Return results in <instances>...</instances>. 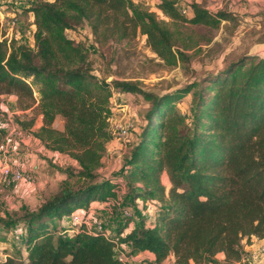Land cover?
Masks as SVG:
<instances>
[{
	"label": "trees",
	"instance_id": "trees-1",
	"mask_svg": "<svg viewBox=\"0 0 264 264\" xmlns=\"http://www.w3.org/2000/svg\"><path fill=\"white\" fill-rule=\"evenodd\" d=\"M182 1L160 0L161 19L132 0H34L27 10L34 15V46L5 39L0 30V117L3 96H17L23 109L37 104L42 125L31 131L35 118H17V124L47 151L76 164L58 169L67 180L56 194L7 224L8 230L22 226L24 257L5 253L0 264L145 262L120 261L123 246L127 258L148 253L150 264L170 255L175 264H219V254L225 264H241L244 247L264 239V59L242 55L216 74L158 94L133 81L99 79L89 51L66 36L83 24L101 46L142 35L161 61H187L185 51L197 42L186 38L180 25L218 29L236 16L192 2V17H185ZM114 91L140 95L150 104L125 159L124 186L133 203L155 201L157 216L153 225L141 222L126 234L132 219L123 214L115 233L105 225L98 230L92 221V227L81 224L67 234L61 226L66 216L95 201L110 202L120 188L99 174L107 144L117 139L110 124ZM189 95L190 118L177 106Z\"/></svg>",
	"mask_w": 264,
	"mask_h": 264
},
{
	"label": "rangeland",
	"instance_id": "rangeland-1",
	"mask_svg": "<svg viewBox=\"0 0 264 264\" xmlns=\"http://www.w3.org/2000/svg\"><path fill=\"white\" fill-rule=\"evenodd\" d=\"M6 1L7 12L16 14L18 17L19 23L16 29L20 36L17 39L18 43L32 46L34 15L27 10L33 5L34 0ZM132 1L138 9L153 11L157 6L151 0ZM183 2L188 5V2L192 3L196 0H183ZM197 2L211 13L230 11L236 17L234 21L222 22L218 29L190 24L180 25L179 29L184 36L197 42L195 48L185 51V54L189 56L187 61L177 60L174 64L161 61L147 46L146 39L142 35L130 41L110 42L101 46L95 41L89 26L83 24L72 31H67L66 36L76 44H82L89 51L94 74L99 79H105L108 82L133 81L138 83L141 89L158 94L182 88L207 74H216L242 55L260 58L254 55L264 46V0H197ZM158 15L163 19L160 14ZM190 103V95L177 102L180 111L189 118L192 116ZM149 105V102L140 95L114 91L111 126L132 124L133 129L125 144L118 138L114 140L120 142H118V151L113 156L114 160L110 159L112 154L108 151L102 159L103 167L99 171L100 176L105 179L113 178L115 184H120V188L117 189V197L112 199L109 205L102 207L95 201L89 205V209L82 211L86 213L85 218L88 219L87 227H92V221L102 222L110 233H115L123 214L122 206L128 208L131 213L132 227L138 226L141 222L147 227L154 224L159 205L154 201L157 204L156 210L146 213L144 208L147 201L138 200L133 203L126 197L127 189L124 186L125 159L138 136L135 135L134 129L136 130L140 124L141 130L145 124L143 116ZM36 107L37 104H33L31 108L23 109L17 98L16 106L8 109L9 114L4 113L3 121L7 124V128L4 132L1 130L3 135L0 137V166L7 163L12 168H18L31 176L32 181L22 183L17 188L0 191V261L5 258V253L18 258L24 257L20 233L22 226L13 225V228L8 230L7 224L26 213L35 212L46 199L59 191L61 185L67 180V175L58 169L76 168L75 162L70 158L46 151L29 132L22 137L15 134L18 128L21 130L16 122L17 118L25 122L35 118L34 126L37 125L36 122L39 118L41 119V116ZM34 126L31 131L38 129ZM55 127L61 130L63 122L57 120ZM11 128H14V131ZM10 132L13 134L8 135ZM6 137L9 139L8 143L4 141ZM109 151L112 150L109 148ZM161 178L163 185L169 190L171 184L168 176L163 174ZM70 183L75 188L79 186L77 178H72ZM61 224L59 226L69 230L78 227L73 224L71 216H66ZM253 254L245 251L242 263L260 264L261 259L255 258ZM261 264H264V259Z\"/></svg>",
	"mask_w": 264,
	"mask_h": 264
},
{
	"label": "built area",
	"instance_id": "built-area-1",
	"mask_svg": "<svg viewBox=\"0 0 264 264\" xmlns=\"http://www.w3.org/2000/svg\"><path fill=\"white\" fill-rule=\"evenodd\" d=\"M7 3L6 0H0V30L4 33V38L8 40L17 39L20 37L17 32V25L19 23L18 17L16 14H11L7 12L5 4ZM191 4V3H190ZM187 4H181L180 12L183 16L189 17L191 12L190 5ZM32 29L35 32L36 27L35 25H32ZM33 32V34H34ZM32 34V46H34V36ZM31 46V47H32ZM111 123L112 120L110 119ZM110 123V124H111ZM113 131L115 132L117 138L122 141L123 144L126 143V140L129 137L130 131L133 129L132 124H119L113 127L111 126ZM16 132V131H15ZM17 136L22 137L26 134L24 130H19L15 133ZM32 181L31 176L27 175L25 172L18 168H12L7 163H4L0 166V191H3V189L8 188H17L22 183H27ZM107 205L110 204V202H106ZM157 204L154 201H149L145 205L146 213L150 212L151 210H156ZM90 208V207H89ZM86 209H78L71 213L72 222L75 225H81L84 224L86 227L89 225L88 219L85 218L86 213L82 212ZM157 213V212H156ZM123 215L127 218H131V213L128 208L123 207ZM103 223L97 222L96 228L98 230H103ZM260 255L264 256V247H262L257 253L253 254V256L259 257ZM252 256V258H253ZM264 259V257H263ZM119 260L122 262H127L128 258L126 256L125 252H120L119 254Z\"/></svg>",
	"mask_w": 264,
	"mask_h": 264
},
{
	"label": "crops",
	"instance_id": "crops-1",
	"mask_svg": "<svg viewBox=\"0 0 264 264\" xmlns=\"http://www.w3.org/2000/svg\"><path fill=\"white\" fill-rule=\"evenodd\" d=\"M151 1H153V3H155L156 5L159 4V2H160V0L159 1L151 0ZM196 2H197V0H196ZM182 4H184V2ZM153 11L156 12L157 14H160V12L157 10V8L153 9ZM190 17H192V13H190L189 18ZM2 100H3L2 110H3L4 113H8L7 112L8 109H12L14 106H16L17 96H15V95L3 96L2 97ZM4 113H3V115L0 118V130H2L3 132H4L5 128H7V124L3 121L4 120L3 119L4 118ZM36 124L37 125H35L34 128L36 126L39 128L42 125V120L39 118V120H38V122H36ZM139 126H140V124H138V127L136 128V130L134 129V131L136 133L135 135H138V131L140 130V127ZM11 129H13V131H14V128H11ZM11 134H13V132L8 133V135H11ZM4 141H6L8 143L9 142V139L6 137ZM118 142L117 141H112V142H110L107 145L112 150V151H109V148L107 149V151L112 154V156H110V159L112 158L111 160H114L113 156H115L116 155V152L118 151V146H119V143H120V142L119 143ZM164 174H166V173H164ZM95 203L96 204H99V205H102V207H104L103 205H106L105 202H98V201H96ZM100 209H102V208H100ZM88 218L90 219L92 217H88ZM132 225L133 224L130 223V225L128 226L127 230L125 231V234L128 233L131 229H133L135 227V226L132 227ZM20 232H22V230H20ZM75 232H76V229H72V228L70 230L69 229H66V231H65V233H67V234H72V233H75ZM123 247H124V252H127L128 248L126 246H123ZM262 247H264V239H261V240L254 239L252 241V244L249 245V246H245L244 249H245L246 253L252 252V253L255 254V252L257 253ZM263 257H264L263 255H260L259 256V259H261V260H259V263L260 264L263 262ZM217 259L219 261V264H225V261H224L225 257H224L223 254H219L217 256ZM128 260L130 262H132V263H140V262H142L144 260L145 262L143 264H150V261L152 260V256L149 255L148 253H140V254H138L136 256L129 257ZM160 264H175V259H174V257L172 255H170L165 261H163ZM236 264H239V263H236Z\"/></svg>",
	"mask_w": 264,
	"mask_h": 264
},
{
	"label": "water",
	"instance_id": "water-1",
	"mask_svg": "<svg viewBox=\"0 0 264 264\" xmlns=\"http://www.w3.org/2000/svg\"><path fill=\"white\" fill-rule=\"evenodd\" d=\"M254 56H258V57L264 59V46L261 47V48H259V49L257 50V52L255 53Z\"/></svg>",
	"mask_w": 264,
	"mask_h": 264
}]
</instances>
